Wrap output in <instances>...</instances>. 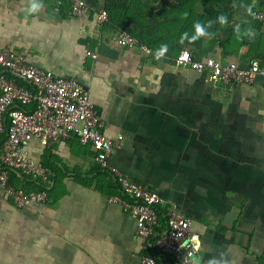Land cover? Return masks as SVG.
I'll list each match as a JSON object with an SVG mask.
<instances>
[{
  "label": "crops",
  "instance_id": "0c3cea01",
  "mask_svg": "<svg viewBox=\"0 0 264 264\" xmlns=\"http://www.w3.org/2000/svg\"><path fill=\"white\" fill-rule=\"evenodd\" d=\"M87 1L91 11L78 17L56 11L55 0H35L31 14V0H0V48L88 89L116 143L111 163L157 191L163 210L191 220L203 262L264 264V81L218 84L177 62L188 49L198 60L264 66V21L253 16L264 0L212 5L213 31L193 43L180 42L172 19L150 18L149 51L120 45L124 23L99 18L106 2L126 9L127 0ZM171 1L157 0L151 13ZM26 150L50 175V199L18 208L0 191V264H142L137 223L92 145L74 136ZM12 181L37 189L20 174Z\"/></svg>",
  "mask_w": 264,
  "mask_h": 264
},
{
  "label": "built area",
  "instance_id": "2783aa9c",
  "mask_svg": "<svg viewBox=\"0 0 264 264\" xmlns=\"http://www.w3.org/2000/svg\"><path fill=\"white\" fill-rule=\"evenodd\" d=\"M67 5L69 13L78 17L92 9L87 0H57L54 8L61 11ZM253 16L264 21V12ZM99 18L108 21V13L99 10ZM118 43L150 50L125 29L120 31ZM177 62L205 71L218 84L264 81V66L258 59L248 65L214 57L198 60L186 49ZM104 126L101 112L81 83L34 65L24 53L0 48V191L18 208L48 203L52 180L45 165L31 158L26 145L36 140L50 147L78 136L95 149L97 164L113 176L121 191L117 200L137 223L141 240L138 260L142 264H193L199 246L191 232V220L172 209L163 210L166 200L157 191L111 163L116 143L106 137ZM16 174L34 180L42 189L28 191L16 186L12 181ZM199 264L206 263L199 257Z\"/></svg>",
  "mask_w": 264,
  "mask_h": 264
},
{
  "label": "trees",
  "instance_id": "16d2710c",
  "mask_svg": "<svg viewBox=\"0 0 264 264\" xmlns=\"http://www.w3.org/2000/svg\"><path fill=\"white\" fill-rule=\"evenodd\" d=\"M56 1L57 0H55L54 7ZM156 1L157 0H127L125 1L126 9H121L116 6V4L106 2L104 10L108 13L110 19L114 21L121 20L124 23L123 29L131 32L137 37L140 43L145 44L151 50L154 44L148 41L150 18L163 17L164 19H172L173 22H171V24L175 26V30L178 29L182 34L187 33V36H190L189 42L193 43L194 40L192 37L196 35V23L202 25L205 33L213 31L212 25L219 18L220 13L212 5L228 4L232 0H172L167 9L165 8L162 12L152 14L151 12ZM62 10L69 11L70 7L68 5L63 6ZM128 11H135L136 13L133 12L132 16H130ZM35 185L37 189L25 188V190L42 189L40 184L35 183Z\"/></svg>",
  "mask_w": 264,
  "mask_h": 264
},
{
  "label": "clouds",
  "instance_id": "9594fccd",
  "mask_svg": "<svg viewBox=\"0 0 264 264\" xmlns=\"http://www.w3.org/2000/svg\"><path fill=\"white\" fill-rule=\"evenodd\" d=\"M41 7V5L37 2H35V0H31L30 5L27 9V11L31 14V13H35L39 10V8ZM224 18L221 17V20H223ZM195 32L196 35L192 37L193 40L199 38L200 36L205 35L204 32V28L202 27V25L200 23H196L195 24ZM187 36V33L184 34V36L181 37V43H183V39ZM167 52V45H162L160 47V49L156 52V58L160 59L161 57L164 56V54ZM193 264H199V257H195L193 260ZM207 264H220V261L213 258L210 259Z\"/></svg>",
  "mask_w": 264,
  "mask_h": 264
}]
</instances>
